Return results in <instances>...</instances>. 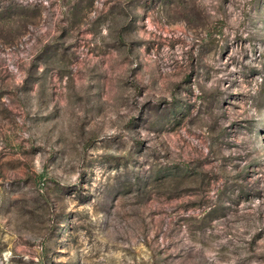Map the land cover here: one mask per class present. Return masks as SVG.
<instances>
[{
	"label": "rangeland",
	"instance_id": "obj_1",
	"mask_svg": "<svg viewBox=\"0 0 264 264\" xmlns=\"http://www.w3.org/2000/svg\"><path fill=\"white\" fill-rule=\"evenodd\" d=\"M0 264H264V0H0Z\"/></svg>",
	"mask_w": 264,
	"mask_h": 264
}]
</instances>
